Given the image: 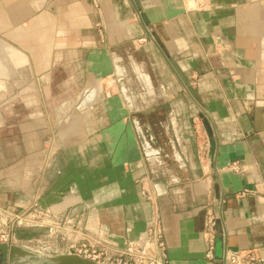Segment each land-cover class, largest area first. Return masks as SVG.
<instances>
[{
    "label": "crops",
    "instance_id": "0c3cea01",
    "mask_svg": "<svg viewBox=\"0 0 264 264\" xmlns=\"http://www.w3.org/2000/svg\"><path fill=\"white\" fill-rule=\"evenodd\" d=\"M96 5L0 0V226L41 188L44 209L83 208L117 246L158 219L169 264H264V0ZM50 129L61 148L41 176Z\"/></svg>",
    "mask_w": 264,
    "mask_h": 264
},
{
    "label": "built area",
    "instance_id": "2783aa9c",
    "mask_svg": "<svg viewBox=\"0 0 264 264\" xmlns=\"http://www.w3.org/2000/svg\"><path fill=\"white\" fill-rule=\"evenodd\" d=\"M92 1L97 4V0ZM56 151L54 139L47 140L40 167L41 176L51 167ZM229 169L240 171L237 163L231 164ZM142 195L151 200L148 193L143 192ZM41 197L42 190L37 188L30 203L0 226V244L17 246L22 241L18 233L28 230L34 232L23 239L25 245L18 246L48 257L72 254L97 264H169L158 219L151 221L136 240L117 246L105 238L101 226L90 212L77 207L53 213L39 204ZM215 227L216 220L210 215L203 232L208 260L213 259ZM222 264H263V261L255 251H227Z\"/></svg>",
    "mask_w": 264,
    "mask_h": 264
},
{
    "label": "water",
    "instance_id": "95a60500",
    "mask_svg": "<svg viewBox=\"0 0 264 264\" xmlns=\"http://www.w3.org/2000/svg\"><path fill=\"white\" fill-rule=\"evenodd\" d=\"M169 64L181 81L186 92L200 111L199 118L209 142V154L210 156H213L215 150L214 132L212 130L208 117L202 107L199 105L196 92L194 89H192L188 80H186V78L178 70L174 62L169 61ZM122 92L124 94L125 91L123 90ZM0 254L2 260H5L7 264H24L26 262H29L31 264H97L96 262L86 260L72 254H61L48 257L37 254L30 250H26L20 246L7 244H0Z\"/></svg>",
    "mask_w": 264,
    "mask_h": 264
},
{
    "label": "rangeland",
    "instance_id": "374dc122",
    "mask_svg": "<svg viewBox=\"0 0 264 264\" xmlns=\"http://www.w3.org/2000/svg\"><path fill=\"white\" fill-rule=\"evenodd\" d=\"M91 3L94 5V3H93V1L91 0ZM95 6H97V5H95ZM200 119V118H199ZM200 123H201V120H200ZM202 125V124H201ZM203 127V126H202ZM50 137L48 138V140L49 139H54V146H55V149L57 150V151H59L60 150V148H61V142H60V140H59V138H58V135H57V133L55 132V131H53V130H51L50 129ZM46 143V142H45ZM45 145V144H44ZM36 191V190H35ZM18 235H20V243H18V245H25V240H23L24 238H27V236L28 235H30V233H29V231L28 230H22V231H20L19 233H18ZM26 236V237H25ZM31 237V236H30ZM17 245V246H18ZM0 264H7V262L5 261V260H2V258H1V254H0ZM24 264H31V263H24Z\"/></svg>",
    "mask_w": 264,
    "mask_h": 264
}]
</instances>
